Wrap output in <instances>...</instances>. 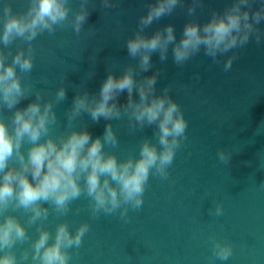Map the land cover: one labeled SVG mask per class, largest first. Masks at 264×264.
I'll return each instance as SVG.
<instances>
[{"label":"water","instance_id":"water-1","mask_svg":"<svg viewBox=\"0 0 264 264\" xmlns=\"http://www.w3.org/2000/svg\"><path fill=\"white\" fill-rule=\"evenodd\" d=\"M148 2L118 0L116 7L105 9L101 0H90L89 15L79 37L68 26L58 28L54 35L45 32L33 42L34 68L31 74H21L22 82L35 83L37 89L45 91L47 99L54 96L60 77H67L66 99L55 108L59 127L52 130L53 135L67 130L65 112L71 108L78 89L98 93L110 70L118 77L125 66L137 63L127 52L126 40L134 35ZM11 3L17 12L27 7V0ZM191 3L192 0H183V7L155 21L145 29V35L151 36L172 24L179 41ZM230 3L231 0H203V6L197 8L199 22L205 23L212 10L223 11ZM261 4L264 0H253L252 11ZM78 6L79 0H71L73 12ZM258 27L264 31V21ZM89 29H95L94 37L87 35ZM22 46L25 45L16 41L10 48L14 53ZM233 52L237 58L231 70L225 72L223 63ZM93 56L94 63L89 59ZM217 59L219 63L201 48L187 63L178 66L171 45L165 61H161L159 53L152 54V67L140 76L159 73L158 94L172 85L170 95L188 121L187 140L177 149L167 179L150 175L143 205L138 210L129 209L127 222L119 210L93 218L85 196L72 203L68 215L53 212L49 216L44 223L53 233L56 225L64 221L73 233L83 222L90 225L81 247L69 250V264H264V168L260 167L264 165V42L257 44L253 36L244 48L218 55ZM40 80L46 83H37ZM134 98L138 99L135 93ZM33 100L35 95L23 99L17 107L24 108ZM126 101L125 91L118 102ZM10 115L7 110L0 113L6 121ZM73 123L87 127L93 139L102 137L105 126L111 123L119 145L106 146L105 150L114 152L118 159L126 158L130 152L138 155L141 141L152 138L155 132L154 126L131 130L127 118L92 122L89 115L83 114ZM219 149L232 152L230 162L218 161ZM216 204L223 205V214L218 217L213 214ZM14 214L35 239V226L27 225L22 211ZM212 236L232 244L233 254L228 260L210 259Z\"/></svg>","mask_w":264,"mask_h":264},{"label":"clouds","instance_id":"clouds-1","mask_svg":"<svg viewBox=\"0 0 264 264\" xmlns=\"http://www.w3.org/2000/svg\"><path fill=\"white\" fill-rule=\"evenodd\" d=\"M89 3L79 0L74 12L71 0H27L26 9L19 12L13 10L11 0L0 3V113H11L7 121L0 116V264H69V250L81 247L90 225L83 222L73 233L64 221L53 233L44 223L53 212L66 216L72 203L85 196L93 218L119 210L127 222L129 209L138 210L143 205L150 175L169 177L175 153L187 140L188 121L170 95L171 84L158 94L159 73L140 76L152 67L153 53H159L165 61L171 45L174 63L183 66L203 48L206 56L219 63L218 55L244 48L253 36L257 44L264 42V31L258 27L264 21V4L252 11L253 0H231L223 11L212 10L210 19L201 24L197 8L203 6V0H192L186 13L189 19L177 41L172 24L151 36L145 35V29L171 15L178 6L183 7V0H149L134 35L126 40L127 52L137 63L125 66L118 77L110 70L98 93L78 89L65 112L67 130L53 135L52 130L59 127L55 108L66 99V75L60 77L54 96L46 99L45 91L37 89L35 83H23L21 74L32 73L36 55L33 42L41 34L54 35L58 28L70 26L77 37L81 35ZM117 3L101 0L105 9ZM87 35L94 37L95 29H89ZM16 41L25 46L13 53L10 46ZM236 58L233 52L224 61L225 72L231 70ZM89 59L95 62V56ZM125 91L127 101L120 104L119 97ZM32 95L35 100L24 108L17 107ZM83 114L92 122L127 118L131 130L154 126V136L141 141L138 155L130 152L118 159L114 152L105 150L106 146L119 145L112 124L105 126L102 137L93 139L87 127L73 123ZM216 158L227 164L232 152L219 149ZM18 211L26 216L28 226H35V239L14 214ZM213 214L221 216L223 205L216 204ZM209 239L210 259L228 260L233 254L232 244L215 236ZM26 243L28 247H17Z\"/></svg>","mask_w":264,"mask_h":264}]
</instances>
